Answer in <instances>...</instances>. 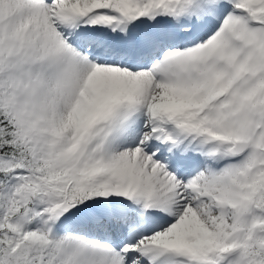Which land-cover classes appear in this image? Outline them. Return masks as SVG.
<instances>
[{
  "label": "snow or ice",
  "instance_id": "obj_1",
  "mask_svg": "<svg viewBox=\"0 0 264 264\" xmlns=\"http://www.w3.org/2000/svg\"><path fill=\"white\" fill-rule=\"evenodd\" d=\"M0 264H264V0H0Z\"/></svg>",
  "mask_w": 264,
  "mask_h": 264
}]
</instances>
